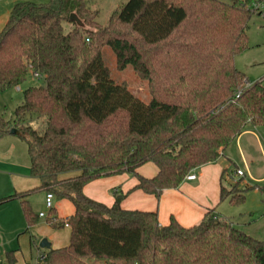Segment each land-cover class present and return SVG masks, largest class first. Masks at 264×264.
<instances>
[{
    "label": "trees",
    "instance_id": "1",
    "mask_svg": "<svg viewBox=\"0 0 264 264\" xmlns=\"http://www.w3.org/2000/svg\"><path fill=\"white\" fill-rule=\"evenodd\" d=\"M91 1L17 2L0 31V92L19 88L29 73L44 81L23 91L13 121L0 116V140L18 131L30 176L39 181L30 192L43 191L74 208L67 219L48 210L46 221L54 229L66 223L70 239L63 248L44 249L40 262L264 264V242L214 210L191 227L173 217L161 226L155 211L123 209L121 194L114 192L108 207L83 193L89 182L125 172L136 178L135 189L159 199L192 171L218 160L248 125L264 126L261 82L244 90L235 105L227 104L247 82L234 59L247 49L256 0H128L104 26ZM105 47L119 70L129 66L147 82L148 103L112 80L102 59ZM27 116L42 122L39 130ZM147 163L157 168L152 178L137 173ZM237 190L221 186L219 200L240 205L245 191ZM258 192L264 198V186ZM25 195L15 193L0 205L20 200L30 230L37 217Z\"/></svg>",
    "mask_w": 264,
    "mask_h": 264
},
{
    "label": "crops",
    "instance_id": "2",
    "mask_svg": "<svg viewBox=\"0 0 264 264\" xmlns=\"http://www.w3.org/2000/svg\"><path fill=\"white\" fill-rule=\"evenodd\" d=\"M89 6L92 8L91 3ZM10 12L8 9L2 11L0 7V31L4 29ZM245 81L250 83L246 78ZM261 128L262 126L248 125L247 130L220 154L218 160L194 171L195 180H185L178 188L163 191L159 199L135 189L136 178L125 172L91 181L83 188V193L86 197L109 207L114 202L113 196L109 193L111 189L124 196L121 207L125 210L155 211L161 226L168 225L171 217L183 227L194 226L209 210H214L216 214L221 215L217 209L223 202L219 200V192L221 186L226 188L224 184L230 187L229 184L236 181L241 187L246 174L249 180H264V178L255 180L252 176L253 169L256 167L254 153L256 145L264 165V140L259 135ZM27 153L25 143L16 135H8L0 140V199L15 193L26 194L25 200L37 217V223L28 230L20 200L15 199L0 205L1 264H9L7 259L9 254L13 258V264H31L32 246L36 249V255L40 254L38 260L44 254L45 248H39L42 239L50 243L51 249L67 246L70 239L69 227L54 229L46 221L49 211L44 204L45 192L39 190L30 192L38 189L39 181L30 176ZM236 170H241L244 176L236 177ZM137 173L142 177L152 178L156 175L157 168L154 164L147 163L140 166ZM53 208L59 219H67L74 213L73 205L67 200H54ZM43 210L47 212L44 213ZM41 213L45 214L44 217H39Z\"/></svg>",
    "mask_w": 264,
    "mask_h": 264
},
{
    "label": "rangeland",
    "instance_id": "3",
    "mask_svg": "<svg viewBox=\"0 0 264 264\" xmlns=\"http://www.w3.org/2000/svg\"><path fill=\"white\" fill-rule=\"evenodd\" d=\"M34 2V3H46L47 0H0V7L2 11L12 9L13 5L17 2ZM219 2L226 3L228 0H217ZM128 0H93L91 1L92 10H96L99 13L97 17V23L99 25H106L111 14L122 7ZM251 22L248 24L247 35H248V46L247 49L238 54L234 59V65L236 69L243 74V76L251 84L254 82H261L264 87V19L257 15L251 17ZM63 28L67 31V24H63ZM102 59L107 67L110 77L116 83H125L136 98L143 103H148L150 95L148 91L147 82L139 78V76L132 70L131 67H127L124 70H119L116 65L115 56L109 47H105L102 50ZM26 81L19 85V91L16 88H9L0 92V116L5 120H14V111L22 103L23 91L29 87H40L44 85L42 79L34 78L32 73L28 74ZM243 84V83H242ZM243 87V85H242ZM27 116V121L30 122L34 129H40V122L37 123L35 118ZM264 126L259 130L261 139L264 140ZM21 140V139H19ZM262 140V142H263ZM22 141V140H21ZM256 145V144H255ZM264 145V142H263ZM254 153L256 155V167L253 169L252 176L255 180L264 178V165L262 162L259 148L254 146ZM194 173V171H192ZM98 180V179H97ZM247 185H246V184ZM235 189L231 190L232 187L226 189L231 192L238 191L237 189H243L244 202L238 206L230 204L229 198L224 200L219 206L217 211L225 218L233 222L234 226L241 229L250 237L264 242V198L258 193V189L264 186L263 181L249 180L248 175L244 178L243 185L238 186L236 181L232 183ZM240 187V188H238ZM247 188V189H246ZM109 193L114 198L113 190H109ZM46 213V210H43ZM40 254L36 255V249L32 246V263L31 264H42L41 260H38ZM88 264H123V262L105 261L100 259H88Z\"/></svg>",
    "mask_w": 264,
    "mask_h": 264
},
{
    "label": "built area",
    "instance_id": "4",
    "mask_svg": "<svg viewBox=\"0 0 264 264\" xmlns=\"http://www.w3.org/2000/svg\"><path fill=\"white\" fill-rule=\"evenodd\" d=\"M250 9L252 10V12L259 16L260 18L264 19V0H256L254 1L252 4H251V7ZM34 75V78L36 79H42V76L39 74V73H32ZM251 83H248V82H245L243 87L241 89H238L236 91V93L230 98L227 100V104H231V105H235L237 103V100L240 98V96L242 95L243 91L246 90V89H249L251 87ZM16 90H19V88H16ZM235 176L236 177H243L244 174L242 173L241 170H236L235 171ZM196 179V176L193 172H191L190 174H188L186 177H185V180L186 181H193ZM45 199L44 200V204L46 206V208L48 210L52 209L53 208V201H54V198L51 194H46L45 195ZM45 214H40L39 217H44ZM65 227H68L66 223H64ZM40 260H41V257H40ZM1 264V262H0Z\"/></svg>",
    "mask_w": 264,
    "mask_h": 264
},
{
    "label": "water",
    "instance_id": "5",
    "mask_svg": "<svg viewBox=\"0 0 264 264\" xmlns=\"http://www.w3.org/2000/svg\"><path fill=\"white\" fill-rule=\"evenodd\" d=\"M69 19H70V21H73V22H75V23H77V24H80V22L78 21V19L75 17V15H71L70 17H69ZM10 134L12 135H18L19 133H18V131H16L15 129H11L10 130ZM39 248L40 249H44L45 248V250H49L50 248H51V245H50V243L46 240V239H42L41 241H40V243H39Z\"/></svg>",
    "mask_w": 264,
    "mask_h": 264
}]
</instances>
